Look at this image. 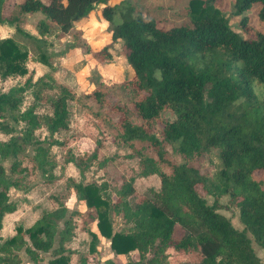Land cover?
I'll list each match as a JSON object with an SVG mask.
<instances>
[{
	"label": "trees",
	"instance_id": "1",
	"mask_svg": "<svg viewBox=\"0 0 264 264\" xmlns=\"http://www.w3.org/2000/svg\"><path fill=\"white\" fill-rule=\"evenodd\" d=\"M109 1L21 0L5 14L9 0H0V24H12L17 33L23 34L25 15L43 16L36 23L39 37L34 40L38 48L49 45L45 37L53 28L61 35L75 33V26L102 4L100 13L111 43L95 50L81 47L94 60L111 63L113 44L118 43L133 74L118 85L126 91L125 100L116 98L112 104L113 94L103 83L77 95L52 74L34 84L28 77L22 87L0 93V132L13 131L5 121L9 117L20 125L21 133L6 140L0 138V229L4 215L16 208L9 201V190L19 186L25 171L18 155L28 145H36L30 161L37 162L41 169L46 163H50V169L54 166L46 160L48 148L37 144L34 132L44 129L50 138L65 132L70 125V102L90 110L94 104L108 108L105 119L115 130L113 139L131 148L138 175H156L159 188L130 201L133 188L126 182L113 202L103 194L105 187L72 181L73 192L87 208L81 229L95 222L97 230V234L88 232V254H80L77 264H90L99 236L109 240L116 257L102 264H173L171 253L197 257L175 264H263L247 234L264 252V31L251 24V16L240 18L241 33L234 31L215 7L219 0H189V21L166 29L157 26L160 20L144 16L130 3L109 5ZM232 8L235 16L254 10L253 17L264 23V0H233ZM39 59L48 64L44 52L39 53ZM27 61L25 48L12 38H0L1 79L26 75ZM30 85L36 86L33 100L22 109L23 92ZM43 104L49 111L38 114L37 107ZM162 112H170L175 118L164 119ZM158 124L161 140L155 135ZM164 143L176 144L181 163L167 155ZM48 144L65 146V142L55 140ZM212 150H217L221 167L210 178L200 162ZM95 155L96 150L88 160ZM5 161L10 162L8 169ZM72 161L79 169L84 168L83 157L69 155L66 162ZM199 188L213 199L211 204L200 195ZM223 196L237 207L241 231L218 212ZM50 197L55 208L43 211L26 229L16 227L14 235L0 241V264H21L17 254L21 249L32 264L41 263V253L50 254L47 264H69L65 243L73 236V214L65 218L61 200L66 196ZM113 214L126 228L114 230ZM56 236L59 241L54 247ZM131 253L130 261L123 263L118 258Z\"/></svg>",
	"mask_w": 264,
	"mask_h": 264
},
{
	"label": "rangeland",
	"instance_id": "2",
	"mask_svg": "<svg viewBox=\"0 0 264 264\" xmlns=\"http://www.w3.org/2000/svg\"><path fill=\"white\" fill-rule=\"evenodd\" d=\"M20 1L9 0L4 12L8 14L13 6ZM188 2L189 0H110L108 4L125 6L130 3L144 16L160 20L157 26L166 29L189 21L186 11ZM232 2L233 0H219L215 7L228 20L230 27L234 31L241 33L239 20L242 16H251V24L255 28L264 31V23H259L253 17L254 10L245 12L241 16H235ZM102 7V4L95 6L93 11L89 13L90 15L75 26V33L71 32L70 34L61 35L56 29H51L49 35L45 37V40L49 43L45 47L38 48L34 40V38L39 37L36 23L43 18L39 13L25 17V23L21 27L23 34L17 33L14 29H12V35L9 31H0V38H12L28 52V73L24 76H14L4 80L0 78V93H7L22 87L28 77L32 78L31 84H34L37 79L46 78L45 75L52 74L55 79L73 89L77 95L89 93L96 85L103 83L110 88L113 94L109 104L116 101V98H120L122 101L125 100L126 91L118 85L131 79L133 74L120 53L119 44H113L111 63H102L94 60L91 57V53L81 47V45H84L90 50H95L111 43L110 34L106 29L107 23L101 17L100 11ZM76 42H78V45H76ZM40 52H44L48 56L49 65L40 61ZM35 87L30 85L24 90L22 109L28 108L32 102ZM257 92L260 94L259 89ZM44 93L51 94L48 91H44ZM91 110L75 102H70L68 106L70 125L67 131L55 134L51 138L47 137L44 129H38L34 132L37 144L48 148L46 160L54 164L52 169H50V163H46L41 169L38 167L37 162L30 161L31 156L36 153V145H28L18 155L25 171L20 177L19 186L17 188L12 187L9 190V201L13 202L16 208L13 213L5 214L3 217L0 241L14 235L16 227H22L23 229L30 227L43 211H50L56 207V203L50 196L63 194L66 196L61 200L66 211L65 218L73 214L72 220L75 223L73 236L65 243V247L70 252L69 264H77L80 254H88V247L91 241L88 232L92 231L97 234V230L95 222L86 224V230L81 229L87 208L73 192L71 188L72 181L83 184L93 183L105 187L103 194L107 195L113 202L118 192L121 191L122 185L126 182L130 183L133 188V193L128 199L130 201L133 199L140 200L150 189L157 190L159 188V178L156 175L148 177H140L138 175V162L136 158L132 157L131 148L114 141L115 130L105 119L109 111L108 108H99L91 104ZM48 111L47 105L43 104L37 107L36 112L38 114H46ZM161 117L168 120L175 118L170 112H162ZM111 120L114 119L112 118ZM131 120L135 124L139 123L134 117H131ZM5 121L13 128V131L9 134L0 132L2 140L8 139L10 135L21 134L19 131L20 125L14 123L9 117H6ZM155 135L158 139H162L159 124L155 127ZM46 140L48 142L49 140L65 142V146L49 145ZM139 146V144H136L137 148ZM164 147L167 155L174 162L181 163L183 161L175 149V143H164ZM95 150V158L89 161L88 158L92 156V152H95ZM69 155L83 157L84 168L82 170L79 169L74 161L66 162V158ZM9 164V161L4 162L6 169L9 168ZM200 166L209 172L210 178H213L221 167L217 150H212L205 156L200 162ZM198 190L206 202L211 204L213 199L206 195L201 188ZM219 203L221 208L218 212L230 220L234 229L241 231L243 225L239 220L237 207L231 203L227 196L221 197ZM111 218L115 231L126 228L119 216L113 214ZM58 227L62 229V221L58 222ZM180 236L181 233L177 232V237ZM247 236L251 240L256 256L264 264V252L249 234ZM58 241L59 238L56 236L54 247L58 245ZM17 254L21 264H32L23 249L18 251ZM41 256L42 261L40 264H47L50 254L41 253ZM115 258L109 247V240L99 236L95 252L89 257V263L102 264L107 259ZM132 259L133 254L131 253L122 256L120 261L124 263ZM196 259L197 257L194 254L171 253L170 262L175 264L178 261H194Z\"/></svg>",
	"mask_w": 264,
	"mask_h": 264
},
{
	"label": "crops",
	"instance_id": "3",
	"mask_svg": "<svg viewBox=\"0 0 264 264\" xmlns=\"http://www.w3.org/2000/svg\"><path fill=\"white\" fill-rule=\"evenodd\" d=\"M5 14H7L6 12H4ZM38 13H35V14H28V15H25V17H30L32 15H36ZM90 15V14H89ZM12 29L15 30L14 26L12 24H9V23H3V24H0V31L4 32V31H9V33L12 35L13 31ZM10 36V35H9ZM122 256H118V258L121 259Z\"/></svg>",
	"mask_w": 264,
	"mask_h": 264
}]
</instances>
